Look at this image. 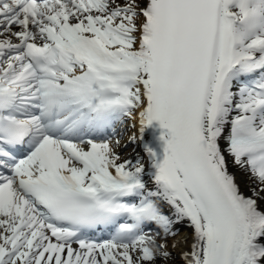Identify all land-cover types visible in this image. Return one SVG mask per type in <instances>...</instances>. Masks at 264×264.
<instances>
[{
  "label": "snow or ice",
  "instance_id": "snow-or-ice-1",
  "mask_svg": "<svg viewBox=\"0 0 264 264\" xmlns=\"http://www.w3.org/2000/svg\"><path fill=\"white\" fill-rule=\"evenodd\" d=\"M0 264H264V0H0Z\"/></svg>",
  "mask_w": 264,
  "mask_h": 264
},
{
  "label": "bare ground",
  "instance_id": "bare-ground-1",
  "mask_svg": "<svg viewBox=\"0 0 264 264\" xmlns=\"http://www.w3.org/2000/svg\"><path fill=\"white\" fill-rule=\"evenodd\" d=\"M153 126H154L153 122H152L151 125L146 126L145 131H144V134H143V135H144V139H143V141H142L141 143L137 142V146H138L137 150H140V154H139L140 156H141V155L144 156V153H143V145L146 144V141H148L149 136H150L151 133L153 132ZM138 128H139V124H138V120H137L135 127L132 128L134 131L132 132L131 135H133V134L138 135ZM149 128H151V129H149ZM133 145H134V144L132 143V146H133ZM134 147H135V146H133V148H134ZM121 148H123V147H121ZM157 152H159L158 147H157ZM159 153H160V152H159ZM131 157H132V155H130V156H126V154H122V155H121V158H122V159H128V158H131ZM237 179H238V181L241 183L242 188H244V190L246 191V190H247V188H246V185H247V184H246V183H248L247 178L244 176V174H242V173H237ZM165 211L167 212L168 209L165 208ZM181 229H182V230H181L182 232L185 230V229L183 228V226H182ZM188 231H190V230H188Z\"/></svg>",
  "mask_w": 264,
  "mask_h": 264
},
{
  "label": "clouds",
  "instance_id": "clouds-1",
  "mask_svg": "<svg viewBox=\"0 0 264 264\" xmlns=\"http://www.w3.org/2000/svg\"><path fill=\"white\" fill-rule=\"evenodd\" d=\"M152 217V213H149V218H151Z\"/></svg>",
  "mask_w": 264,
  "mask_h": 264
},
{
  "label": "rangeland",
  "instance_id": "rangeland-1",
  "mask_svg": "<svg viewBox=\"0 0 264 264\" xmlns=\"http://www.w3.org/2000/svg\"><path fill=\"white\" fill-rule=\"evenodd\" d=\"M246 184H248V183H246Z\"/></svg>",
  "mask_w": 264,
  "mask_h": 264
}]
</instances>
